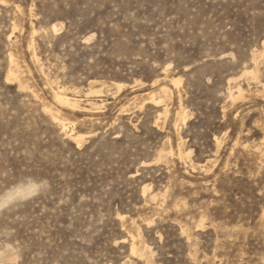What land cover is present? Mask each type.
<instances>
[{
  "label": "rangeland",
  "instance_id": "374dc122",
  "mask_svg": "<svg viewBox=\"0 0 264 264\" xmlns=\"http://www.w3.org/2000/svg\"><path fill=\"white\" fill-rule=\"evenodd\" d=\"M0 203V264H264V0H0Z\"/></svg>",
  "mask_w": 264,
  "mask_h": 264
},
{
  "label": "bare ground",
  "instance_id": "6f19581e",
  "mask_svg": "<svg viewBox=\"0 0 264 264\" xmlns=\"http://www.w3.org/2000/svg\"><path fill=\"white\" fill-rule=\"evenodd\" d=\"M57 24V23H56ZM57 25H59V24H57ZM59 27V26H58ZM56 25H53V29L54 30H57V28H58ZM59 29V28H58ZM34 55V54H33ZM35 56V55H34ZM35 58V57H34ZM13 61H14V59H13ZM13 64H15L14 62L11 64V65H13ZM18 65V64H17ZM19 66V65H18ZM12 67V66H11ZM14 67H16V66H14ZM9 69H10V67H9ZM29 70V69H28ZM255 70V69H254ZM19 69L17 70H14V68L13 69H10L9 70V72H8V78L10 79V78H18L19 77V79H20V75H18V74H20L19 72ZM21 72V71H20ZM18 73V74H17ZM253 73V72H252ZM252 75H254V74H252ZM255 76V75H254ZM256 79V78H255ZM13 80V79H12ZM171 81V80H170ZM173 81H174V83L176 84V85H179V83H180V79H173ZM27 84V83H26ZM92 84H93V82L91 83V85H90V88H89V93H96V92H100V89L98 90H96V89H93L92 88ZM166 86V85H165ZM165 86H163L162 85V87L160 88V91L163 93L162 94V96L163 95H168L169 93H168V88H166ZM117 87H118V89H120L121 87H122V85L121 84H117ZM69 92V91H68ZM168 93V94H167ZM72 94V93H71ZM236 94V93H235ZM232 97H234L235 95H234V93H231L230 94ZM241 95V88L240 87H238L237 88V95L236 96H240ZM162 96H159V97H156L154 94H152L151 96H150V99H151V101H153V102H161V100L163 99H161V97ZM53 97H54V99L58 102V104L60 103V105H63V106H66V108L68 107V108H70V109H73V110H78V109H80L81 108V106H80V100L78 99V98H76V97H73V96H71V95H68L67 94V92H66V90H65V88H63V87H59L58 89L56 88V90L53 92ZM56 102V103H57ZM94 105H96L95 103H91V106H92V108H94V107H98V106H94ZM62 106V107H63ZM83 109V108H82ZM48 112H49V114H51L52 115V117L54 118V119H57L58 117L57 116H55L54 114H56L55 112H53V110L51 109V108H48V110H47ZM181 118V119H180ZM180 118H179V120L181 121V122H184L185 120H186V118H187V113H185V111L184 112H182L181 114H180ZM59 124H60V126L62 127V129H63V131H65V133L66 134H68L71 138H73V139H75V141L78 143V144H80V143H82V141L84 140V134H82V133H75V132H77V131H75V132H73V127H72V129H68V127H69V125H70V122H65V119H62V120H59ZM69 124V125H68ZM182 150V149H181ZM180 150V151H181ZM171 151V150H170ZM180 154H182V155H184L183 153H182V151L181 152H179ZM186 155V154H185ZM182 157H184V156H182ZM186 160V159H185ZM23 188V187H22ZM144 190H145V188H144ZM12 193V192H11ZM9 195V194H8ZM153 195V194H152ZM155 195V194H154ZM157 195H155L154 197H156ZM143 243V242H142ZM147 247V246H146ZM132 252L133 253H138L139 255H145V254H149V253H146L145 251H141L140 250V247L137 249L136 247H135V245H132ZM143 249V248H142ZM149 251V250H148ZM150 256V255H149ZM149 256H147L146 258H147V260H148V262L147 263H149V259H148V257ZM150 258V257H149ZM151 259V258H150ZM152 263V262H151Z\"/></svg>",
  "mask_w": 264,
  "mask_h": 264
},
{
  "label": "clouds",
  "instance_id": "9594fccd",
  "mask_svg": "<svg viewBox=\"0 0 264 264\" xmlns=\"http://www.w3.org/2000/svg\"><path fill=\"white\" fill-rule=\"evenodd\" d=\"M36 193H33V195H35ZM25 198H27V197H25ZM7 205L6 204H4V203H0V208H3V207H6Z\"/></svg>",
  "mask_w": 264,
  "mask_h": 264
}]
</instances>
